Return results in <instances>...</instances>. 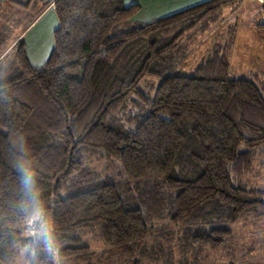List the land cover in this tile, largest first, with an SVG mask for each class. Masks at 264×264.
Wrapping results in <instances>:
<instances>
[{
  "label": "trees",
  "instance_id": "trees-1",
  "mask_svg": "<svg viewBox=\"0 0 264 264\" xmlns=\"http://www.w3.org/2000/svg\"><path fill=\"white\" fill-rule=\"evenodd\" d=\"M7 3L30 20L0 60V264L21 250L27 264H93L89 235L122 264H159L167 227L189 230L187 251L219 253L264 215V81L230 78L231 40L180 72L191 39L242 0L150 23L125 0ZM51 6L54 49L35 68L23 35Z\"/></svg>",
  "mask_w": 264,
  "mask_h": 264
},
{
  "label": "rangeland",
  "instance_id": "rangeland-1",
  "mask_svg": "<svg viewBox=\"0 0 264 264\" xmlns=\"http://www.w3.org/2000/svg\"><path fill=\"white\" fill-rule=\"evenodd\" d=\"M7 2L8 0L0 2V60L11 53L30 20L23 19L24 13ZM263 21L264 2L258 0L246 1L235 11H226L224 22L217 28H213L204 36L198 35L191 39L190 54L180 69L181 74H191L215 46L223 47L231 40L233 51L230 78H247L254 73L264 81V33L257 27ZM156 85L157 82L148 79L141 87L142 90L148 91ZM106 164L94 162L92 167L104 173ZM113 172L115 171L112 169L105 171L108 176H112ZM252 183L259 189L264 188V157L254 167ZM231 228L234 241L225 251L197 256L193 251H187L185 247L189 230L167 227L164 230L166 235L160 239L163 243V251L158 253L162 259L159 264L166 262L168 264H264V215L250 216ZM87 240L95 252L93 264L123 263V259L118 254H112L100 243L94 242L91 235ZM26 254V250H21L14 264H27ZM54 263L75 264L59 260H54Z\"/></svg>",
  "mask_w": 264,
  "mask_h": 264
},
{
  "label": "crops",
  "instance_id": "crops-1",
  "mask_svg": "<svg viewBox=\"0 0 264 264\" xmlns=\"http://www.w3.org/2000/svg\"><path fill=\"white\" fill-rule=\"evenodd\" d=\"M4 1L6 0H0V2ZM209 1L212 0H125V5L140 7V12L133 18L134 22L150 23ZM58 26L56 13L51 6L24 32L27 59L33 67L40 68L48 61L54 49V32Z\"/></svg>",
  "mask_w": 264,
  "mask_h": 264
},
{
  "label": "built area",
  "instance_id": "built-area-1",
  "mask_svg": "<svg viewBox=\"0 0 264 264\" xmlns=\"http://www.w3.org/2000/svg\"><path fill=\"white\" fill-rule=\"evenodd\" d=\"M246 1H249V0H242V3H241V5L243 6V5H244V3H246ZM258 1H260V2H264V0H258Z\"/></svg>",
  "mask_w": 264,
  "mask_h": 264
},
{
  "label": "water",
  "instance_id": "water-1",
  "mask_svg": "<svg viewBox=\"0 0 264 264\" xmlns=\"http://www.w3.org/2000/svg\"><path fill=\"white\" fill-rule=\"evenodd\" d=\"M28 240H32V241H33V238H32V237H30V238H28Z\"/></svg>",
  "mask_w": 264,
  "mask_h": 264
}]
</instances>
